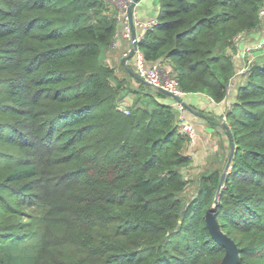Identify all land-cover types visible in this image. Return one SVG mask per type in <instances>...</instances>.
I'll list each match as a JSON object with an SVG mask.
<instances>
[{
  "label": "trees",
  "instance_id": "trees-1",
  "mask_svg": "<svg viewBox=\"0 0 264 264\" xmlns=\"http://www.w3.org/2000/svg\"><path fill=\"white\" fill-rule=\"evenodd\" d=\"M159 3L137 48L221 103L264 0ZM118 28L105 0H0V264H221L205 219L216 198L240 264H264V62L226 114L224 180L206 168L186 198L191 140L169 96L106 62Z\"/></svg>",
  "mask_w": 264,
  "mask_h": 264
},
{
  "label": "crops",
  "instance_id": "crops-1",
  "mask_svg": "<svg viewBox=\"0 0 264 264\" xmlns=\"http://www.w3.org/2000/svg\"><path fill=\"white\" fill-rule=\"evenodd\" d=\"M159 12L160 3L158 0H140L135 10V19L139 25L136 23L134 26V37L144 34L145 31L140 24L155 22ZM261 19V27L243 35L237 43L235 53L237 72L226 99L221 103H215L203 93L185 94L182 98V103L185 105V109L182 112L183 120L194 124L197 130L195 138L190 141L186 149L187 154L192 159L190 167L185 171L186 173L197 172L196 175H198L205 171L206 168L214 167L215 164L220 165V167L224 165L222 158H227L229 143L222 129V121L236 101L237 86L244 76V74H240V70L247 68L249 64L257 62L256 59L262 54L261 50L255 49V46L264 40V17ZM118 32L119 37L116 38L111 55L106 60L117 66V73L123 78L126 74L125 69L130 70V68L133 69L134 67L133 57L125 59L128 58L126 55H130L134 48V37L132 36V39L129 40L123 36V25L119 26ZM163 63L166 64V62ZM167 102L175 106L179 115L178 102L170 97ZM181 121L179 119V124Z\"/></svg>",
  "mask_w": 264,
  "mask_h": 264
},
{
  "label": "built area",
  "instance_id": "built-area-1",
  "mask_svg": "<svg viewBox=\"0 0 264 264\" xmlns=\"http://www.w3.org/2000/svg\"><path fill=\"white\" fill-rule=\"evenodd\" d=\"M109 4H111L117 11V20L119 26L123 25V36L128 38L129 40L134 37V26L136 23L135 19V10L138 2L140 0H105ZM133 8V24L131 23L130 16H129V9L134 6ZM261 18L264 17V7L261 9ZM156 22V21H155ZM154 21L141 23L140 25L146 32L147 30L151 29L154 24ZM139 25V24H138ZM264 31V28H263ZM245 35V34H244ZM144 34H140L136 36V41H140L143 38ZM237 38V43L240 41L241 37ZM119 37V32L116 34V38ZM264 48V40L259 42L255 49L262 50ZM128 56V54L126 55ZM134 67L136 68L137 79L144 84L150 85L154 87L156 90L162 92L163 94L169 96L170 98L174 99L171 95L176 96L182 100L184 93L180 88L178 81L176 79V73L174 68L168 64L163 62H157L154 64H148L146 59L143 56V53L140 49L136 48L134 52ZM235 61V55H234ZM251 65V64H249ZM249 65L247 68H243L240 70V74H247L249 70ZM233 84V81L231 85ZM231 87V86H230ZM183 102V101H182ZM182 102H178V109H179V119H181V123L179 124L181 131L189 137L192 141L197 133L196 127L191 122L183 120L182 112L185 109V105ZM130 106L131 102L128 100H124L121 102V110L124 111L126 114L130 113ZM222 125H227L226 116L223 118Z\"/></svg>",
  "mask_w": 264,
  "mask_h": 264
},
{
  "label": "water",
  "instance_id": "water-1",
  "mask_svg": "<svg viewBox=\"0 0 264 264\" xmlns=\"http://www.w3.org/2000/svg\"><path fill=\"white\" fill-rule=\"evenodd\" d=\"M134 7H135V5L129 9V16H130V20H131L132 24H133V8ZM136 48H137V41H136V37H134V48L131 51L130 55L128 56L129 58H132L134 56V52H135ZM129 58H125V59L127 60ZM171 96L177 102H182V100L180 98L173 96V95H171ZM222 127L226 130L228 136L230 138H232V134H231V131H230L228 125H223ZM231 160H232V154L230 155L229 162L226 165V169H225V172L223 174L222 181L224 180L226 173L228 172V170L230 168ZM217 204H218V198L215 199L214 205L207 211V213L205 215V219H206L207 226H208L212 236L214 237V239L220 245H222L226 250L225 256H224L221 264H240L239 248L237 247L234 240H232L227 234H225L220 227V224L218 221V214L216 212V205Z\"/></svg>",
  "mask_w": 264,
  "mask_h": 264
},
{
  "label": "rangeland",
  "instance_id": "rangeland-1",
  "mask_svg": "<svg viewBox=\"0 0 264 264\" xmlns=\"http://www.w3.org/2000/svg\"><path fill=\"white\" fill-rule=\"evenodd\" d=\"M159 1V0H158ZM262 51V54H261V56L259 57V58H257L256 59V61L257 62H264V48L261 50ZM110 55H111V52L109 53ZM109 55V56H110ZM108 60V59H107ZM106 60V62L108 63V64H110L111 66H113V67H116V69H117V66H115V65H113L112 64V62L111 63H109L108 61ZM119 63V62H118ZM117 65H119V64H117ZM133 70L136 72V68L135 67H133ZM125 99L126 100H128L129 102H131V104L133 103V97L132 96H126L125 97ZM228 149V153H227V158H225V157H223L222 158V163L224 164L222 167L224 168V172H225V167H226V164H227V162H228V160H229V158H230V153H231V149H230V147H228L227 148ZM224 160H225V162H224ZM221 162V161H220ZM197 173V172H196ZM196 173L195 172H191V173H186L185 172V175L186 176H189V178H190V185H189V187H188V190H187V192H186V194H185V196H186V198H190L191 196H193L195 193H196V188H197V180H198V175H196Z\"/></svg>",
  "mask_w": 264,
  "mask_h": 264
}]
</instances>
